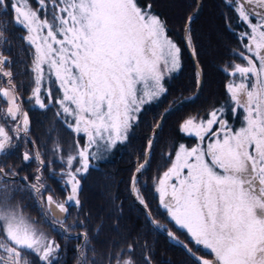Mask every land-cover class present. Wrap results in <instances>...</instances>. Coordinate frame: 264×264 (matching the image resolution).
Returning <instances> with one entry per match:
<instances>
[{"label":"snow or ice","instance_id":"1","mask_svg":"<svg viewBox=\"0 0 264 264\" xmlns=\"http://www.w3.org/2000/svg\"><path fill=\"white\" fill-rule=\"evenodd\" d=\"M36 3L34 9L30 0H0V14L11 15L10 20H0V44L8 42V24L26 31L21 39L34 49L30 69L34 86L28 102L34 101L40 109L54 103L64 125L76 136L83 134L86 142L81 145L76 140L70 149L62 148L59 141L53 145L54 155L67 152L58 156L64 164L61 179L70 187L63 203L50 193L44 195L49 189L41 182L39 169L34 182L28 183V178L19 177L12 166L7 170L0 166V264H34L29 256L41 264H58L60 245L38 227L39 221L24 214L15 202L17 194L39 197L45 221L54 230L59 226L66 232V205L80 204V177L93 160L127 140L142 106L164 94L165 76L181 67V49L168 36L166 22L152 12L151 5L142 7L138 0ZM226 3L234 6L238 20L250 30L240 34L247 43L243 52L236 53L245 63L231 65L229 75L235 79L225 85L232 114L240 109L244 112L243 124L238 129L230 125L224 118V107L213 108L206 117L185 118L180 131L195 136L198 143L190 148L180 144L174 158L168 154L171 165L157 178L156 190L175 225L213 255L211 260L196 257L191 248L178 241L196 264H264V0ZM194 16L187 17L185 26V41L193 56L196 51L190 26ZM5 65L10 66L11 60L0 53V79H4L0 99L8 105L6 109L0 107V118L14 125L9 130L0 124V154L11 153L17 147L12 141L21 133L26 135L30 125L13 73L5 71ZM46 79L58 85L60 96L53 98ZM196 82L199 87V70ZM152 145L149 139L145 162L138 165L136 173L148 163ZM22 159H35L41 167L53 162L46 163L39 150L25 151ZM17 178L24 181L23 185L16 183ZM136 181L134 174L132 191L147 209ZM151 223L164 227L155 220ZM167 235L176 239L170 231ZM77 236L83 239L77 246L78 264H103L96 259L87 232ZM124 252L133 253L134 245L109 254L108 264H136L132 255L125 258ZM144 261L151 264V257L145 255Z\"/></svg>","mask_w":264,"mask_h":264},{"label":"trees","instance_id":"2","mask_svg":"<svg viewBox=\"0 0 264 264\" xmlns=\"http://www.w3.org/2000/svg\"><path fill=\"white\" fill-rule=\"evenodd\" d=\"M144 7L151 5L153 13L166 22L168 35L181 49V67L165 82L166 92L156 101L141 109L137 121L131 127L128 138L116 146L110 154H103L100 159L91 162L87 173L80 177L79 205L69 204L68 214L64 219L67 231L55 230L43 218L41 208L33 195L17 194V199L24 209L39 224H43L60 245L58 264H78L77 246L83 243L77 234L87 232L90 246L95 249L96 259L108 264L107 256L121 249L134 245V252L122 253L125 258L132 255L136 264H145L144 256L151 257V264H196L181 243L167 235L168 230L182 240L192 252L212 259L208 251L194 244L185 231L176 227L167 212L160 205L154 186V176L161 171L165 160L164 152L174 142L190 141L180 131V124L190 114L204 113L214 107H224V118L238 124L242 109L234 116L231 112L232 102L225 85L232 78L228 66L230 60L238 58L243 52L240 34L247 31L246 25L238 20L234 6L226 0H138ZM199 4V10L197 5ZM195 13L191 23L192 45L195 58L203 75L202 90L198 98L184 104L171 112L162 126L156 127L162 112L179 99L193 96L197 92V69L191 59L185 41L187 17ZM11 15L0 14V20H10ZM6 44H0V53L8 56L11 65H5L13 73V82L17 84V94L21 97L22 107L28 113L30 125L24 136L27 145L34 151L39 150L42 158L53 161L41 167L35 159L23 161L26 151L24 140L15 138L12 142L17 147L11 153L0 154V166L6 169L12 166L19 172V177H27L28 183L34 181L40 170L44 185L56 199L65 200L68 188L58 173L60 163L53 158L52 137L57 133L69 136L64 123L56 119L54 110L48 106L40 109L34 101L28 102L33 87L31 75V47L21 39L26 31L19 26L8 24ZM245 63V62H244ZM149 139L153 140L148 163L136 173L139 164L145 162V153ZM29 141H34L30 143ZM60 164V165H59ZM136 174V187L147 203V209L139 202L132 191V177ZM23 181L19 178L16 180ZM24 182V181H23ZM20 196V199L18 198ZM150 213V216L148 215ZM155 220L159 225L151 223ZM82 222V227L77 222ZM68 226H67V225ZM91 256L92 253L89 252ZM35 258V257H34ZM34 264H41L35 258Z\"/></svg>","mask_w":264,"mask_h":264},{"label":"rangeland","instance_id":"3","mask_svg":"<svg viewBox=\"0 0 264 264\" xmlns=\"http://www.w3.org/2000/svg\"><path fill=\"white\" fill-rule=\"evenodd\" d=\"M30 4H31V6L35 9V8H37L38 7V5H37V3H36V0H30ZM27 33H25V35H26ZM169 36V35H168ZM170 37V36H169ZM171 38V37H170ZM172 39V38H171ZM173 40V39H172ZM174 42H175V40H173ZM176 43V42H175ZM33 51H34V49L33 48H31V55H33ZM244 60H242L241 59V57L239 56L238 58H234V59H232V60H230V62H229V64H228V66H225L228 70H230L231 71V65L232 64H234V63H240V64H244ZM4 70L5 71H8L5 67H4ZM176 72V71H175ZM175 72H172L171 74H169V75H166L165 76V79H164V81H163V83H164V87L166 86V84H165V82L166 81H168L170 78H171V76L175 73ZM31 75H32V73H31ZM53 79H54V77H53ZM233 79H235L234 77H232L231 79H230V81L231 80H233ZM229 81V82H230ZM33 83V82H32ZM0 84H4V79H0ZM45 85L46 86H50L51 88H52V92H53V98H55V97H58V96H60L61 95V92L60 91H58L57 89H58V85L57 84H49V82H48V80L46 79L45 80ZM5 86H6V84H5ZM34 86V85H33ZM198 90V89H197ZM158 99V98H157ZM157 99H155V100H153V101H156ZM153 101H151V102H153ZM46 103H47V101H45ZM151 102H148V103H146L145 105H143L142 106V108H144L145 106H147V105H149ZM7 103L3 100V99H0V107H3V108H7ZM49 107H51L53 110H54V112L55 113H57V111L59 110L58 109V107L53 103V104H50L49 105ZM141 108V109H142ZM214 108H217V107H214ZM218 108H220V107H218ZM213 108H211V109H209L208 110V112L210 111V110H212ZM24 110V109H23ZM166 110V109H165ZM25 111V110H24ZM163 113V112H162ZM207 114V113H206ZM206 114H204V113H198V114H196V113H194V114H190V115H199V116H204V117H206ZM243 116H244V112H243V110H242V115L239 117V122H238V124H235L234 122H230L228 119V122H229V124L230 125H232L234 128H236V129H238L239 127H241L242 126V124H243ZM56 119H58V120H60L62 123L61 124H63L64 122H63V120H64V118L62 117V116H60V117H56ZM0 124H5V127L7 128V129H9L10 130V128L11 127H13L14 125H13V123H12V121L11 120H9L7 123H5V121L2 119V118H0ZM134 124V123H133ZM66 127V126H65ZM69 130V129H68ZM131 130V129H130ZM130 130H129V132H130ZM128 132V133H129ZM10 134H11V132H10ZM54 135H53V137L51 138L52 139V146L54 145V143L56 142V141H59V143H60V145H61V147L62 148H64V149H70L72 146H73V144H74V141H76V140H79V143L81 144V145H83L85 142H86V137L83 135V134H80L79 136H76L71 130H69V136H68V138L66 139V136H64V137H62L61 135H59V134H57V133H53ZM183 134H185V133H183ZM186 136H189L190 138H194L193 140H190V141H179L177 144L174 142L171 146H169L168 148H167V150L164 152V158H165V160H163V162H162V168H161V171L159 172V173H157L155 176H154V186H155V190L157 189V178L158 177H160L162 174H163V172L164 171H166L167 170V168L168 167H170V165H171V160L168 158V154L169 153H171L172 155H173V158H174V153H175V150L178 148V146L180 145V144H184L186 147H193V146H195L197 143H198V139L195 137V136H190V135H187V134H185ZM24 136H26L24 133H21V136L19 137V139H22V140H24L25 141V143H26V151H28V152H30V153H32V152H34V150L31 148V147H29L28 145H27V139H25L24 138ZM120 145V143H117V145L116 146H119ZM115 146V147H116ZM115 147H113V148H111L110 150H108L107 152H104L103 154H110L111 152H112V150L115 148ZM52 154H53V152H52ZM59 155H64V156H66L67 155V152H64V153H59V154H53V158L54 159H57L58 161H59V163L61 164H59L60 165V167H59V169H58V173L60 174L61 173V169L64 167V164L62 163V161L58 158V156ZM6 169V168H5ZM7 170V169H6ZM32 182H34V181H32ZM32 182H30V183H32ZM42 183L44 182V180L42 179V181H41ZM16 183H18V184H21V185H23V181H16ZM44 184V183H43ZM67 188H68V191L70 190V187L69 186H67ZM68 193V192H67ZM49 193H47V192H45L44 193V195L46 196V195H48ZM156 194H157V197H158V199H159V202H160V194H159V192L156 190ZM20 196L21 195H18V198L20 199ZM17 197V196H16ZM36 199H37V202L39 203V200H40V198L39 197H36ZM54 199L55 200H57L58 202H61V203H63L64 201L63 200H60V199H56L55 197H54ZM15 202H18L20 205H21V202L16 198V201ZM160 205H161V203H160ZM22 206V205H21ZM39 206H40V203H39ZM162 206V205H161ZM41 208V207H40ZM162 208H163V206H162ZM22 209H23V212H24V214L25 215H27V216H29V217H31L33 220H35L34 219V217H32L25 209H24V207L22 206ZM43 209H44V211L45 212H47L48 211V206H47V204H44L43 205ZM164 209V208H163ZM166 212H167V210L166 209H164ZM168 214V213H167ZM43 218L45 219V217L43 216ZM52 217H51V212H48V219H51ZM173 221V220H172ZM174 222V221H173ZM64 224V223H63ZM174 224H175V222H174ZM67 225V224H66ZM68 226V225H67ZM38 227H40L48 236H49V238H51V239H54L53 238V236L51 235V233L48 231V229L43 225V224H38ZM176 227H178L179 228V226H176ZM57 229L58 228H60L59 226H57L56 227ZM65 228V227H64ZM69 227H67V229H68ZM179 229H181V228H179ZM181 230H183V231H185V233L190 237V235L187 233V231L185 230V229H181ZM168 231H170V230H168ZM171 232V231H170ZM175 235V234H174ZM175 237H176V239H174V240H176V241H179V242H182L183 244H185L182 240H180L176 235H175ZM173 239V238H172ZM190 239H191V237H190ZM192 240V239H191ZM196 246H198V245H196ZM198 247H200V248H202L203 249V247L202 246H198ZM195 256L196 257H203V258H205V259H210L211 260V258H210V256L209 257H204V256H201V255H198V254H195ZM213 256V255H212ZM35 256H29V259H31V260H33L34 261V259L36 258H34ZM213 259V258H212Z\"/></svg>","mask_w":264,"mask_h":264},{"label":"water","instance_id":"4","mask_svg":"<svg viewBox=\"0 0 264 264\" xmlns=\"http://www.w3.org/2000/svg\"><path fill=\"white\" fill-rule=\"evenodd\" d=\"M188 49H189V53H190V56H191V59L192 61L194 62V65L196 67L197 70L200 71V67H199V64L198 62L196 61V58L195 56H193L192 54V50L191 48L187 45ZM201 73V71H200ZM202 85H203V75L201 73V84L200 86L198 87V90L196 92L195 95L193 96H188V97H185V98H182V99H179L177 100L176 102L172 103L168 108H167V112L164 110L163 113L161 114L160 118H159V121L158 123L160 124V126H162L165 118L171 113L173 112L175 109H177L178 107L184 105V104H187V103H190L192 101H194L196 98H198V96L200 95L201 93V90H202ZM190 98V99H189Z\"/></svg>","mask_w":264,"mask_h":264},{"label":"flooded vegetation","instance_id":"5","mask_svg":"<svg viewBox=\"0 0 264 264\" xmlns=\"http://www.w3.org/2000/svg\"><path fill=\"white\" fill-rule=\"evenodd\" d=\"M253 22L255 23V20H253ZM245 24V23H244ZM246 25V24H245ZM246 28H247V31H250L249 29H248V27H247V25H246Z\"/></svg>","mask_w":264,"mask_h":264}]
</instances>
